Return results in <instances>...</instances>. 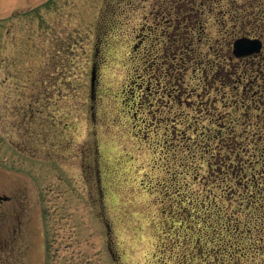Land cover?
Segmentation results:
<instances>
[{"label":"rangeland","instance_id":"374dc122","mask_svg":"<svg viewBox=\"0 0 264 264\" xmlns=\"http://www.w3.org/2000/svg\"><path fill=\"white\" fill-rule=\"evenodd\" d=\"M164 1L0 0V264H206L170 233L161 185L207 172L213 125L244 128L243 87L208 86L233 49L213 19L181 85L148 70ZM259 238L240 264H264Z\"/></svg>","mask_w":264,"mask_h":264},{"label":"trees","instance_id":"16d2710c","mask_svg":"<svg viewBox=\"0 0 264 264\" xmlns=\"http://www.w3.org/2000/svg\"><path fill=\"white\" fill-rule=\"evenodd\" d=\"M164 2H167L168 8L157 17L166 26L160 29L159 39H153L154 47L159 43L162 49L157 55L153 51V55L147 52L150 60L146 63L148 70L158 72L162 71V65H166L164 74L171 78L167 82L172 90L181 85L179 79L188 71L203 67L204 63L198 55L200 47L209 39L207 26L212 19L233 43L241 38H264V0ZM228 24L232 26L228 27ZM150 35L145 40L149 41ZM229 50L228 57H222V53L216 50V56L219 55L222 61L226 60L227 64L219 62L221 65L214 67L213 63H209V68H216L217 73L211 76L207 74V83L211 87L218 81L222 87H229L231 83L238 88L243 87L240 94L235 92L241 98L233 100V105L236 110L240 107L243 109L244 128L237 131L236 125L224 122L213 125L217 130L208 135L205 144L200 146L192 141L191 146H185L191 157H195V147L198 149L199 146L203 155H210L203 162L207 172L201 175L197 171L193 173L192 169L189 172L193 173L191 180H188L190 182L184 184L180 182V175L184 173H176L168 183L161 185V194L170 202L165 214L178 224L170 228V233H174L179 240V233L184 232L183 243H190L194 253L202 257L206 264H240L239 258L247 250L254 249L246 243L247 240L252 241L259 236L264 241V58L261 57L262 53L255 57L236 58L233 49ZM216 101L208 98L205 103L214 105ZM214 111L209 108L206 114L212 123H215L212 120ZM220 118L222 114L215 120ZM251 118L256 122L250 123ZM194 125L198 129L197 124L190 128ZM206 130L211 129L202 130L203 137L208 134ZM185 136L182 134L186 143L190 140ZM212 142L215 146H212ZM200 181L204 188H198ZM187 232H191L193 238Z\"/></svg>","mask_w":264,"mask_h":264},{"label":"water","instance_id":"95a60500","mask_svg":"<svg viewBox=\"0 0 264 264\" xmlns=\"http://www.w3.org/2000/svg\"><path fill=\"white\" fill-rule=\"evenodd\" d=\"M264 44L260 39L241 38L235 41L233 46V54L236 58H245L260 54L263 50ZM94 81V80H93ZM0 200L7 201L8 198H1Z\"/></svg>","mask_w":264,"mask_h":264}]
</instances>
